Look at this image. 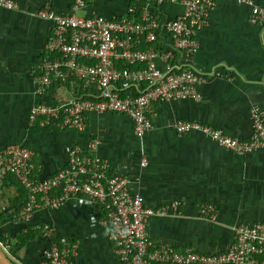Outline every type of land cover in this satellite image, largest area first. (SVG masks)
I'll return each instance as SVG.
<instances>
[{"label": "crops", "instance_id": "crops-1", "mask_svg": "<svg viewBox=\"0 0 264 264\" xmlns=\"http://www.w3.org/2000/svg\"><path fill=\"white\" fill-rule=\"evenodd\" d=\"M14 1L17 10L0 9V150L12 144L31 149L40 179L65 166L66 149L73 145L97 156L109 173L127 178L129 191L144 206L167 208L165 216L150 217L145 230L150 239L174 249L223 251L233 227L264 220V148L237 155L198 132L178 134L173 128L175 121L189 120L231 138L250 135L251 110L264 112V32L248 23L249 4L213 0L205 26L195 35L193 62L203 77L198 100L151 104V126L136 138L129 120L112 112L86 115L79 130L27 128V111L37 101L30 71L38 75L41 59L53 57L44 50L51 24L35 13L44 4L67 11L70 0ZM249 1L264 8V0ZM131 3L92 0L81 15L122 14ZM180 9L164 4L157 16L172 18ZM75 86L69 78L53 81L43 99L57 104L76 96ZM25 195L12 178L0 183V238L7 240L13 264H39L41 250L60 239L74 248L71 264H118L94 202L69 196L57 208L35 210L20 222L15 215ZM171 203L175 211L168 209ZM203 205L213 208V222L198 215ZM43 226L50 231L43 232Z\"/></svg>", "mask_w": 264, "mask_h": 264}, {"label": "built area", "instance_id": "built-area-1", "mask_svg": "<svg viewBox=\"0 0 264 264\" xmlns=\"http://www.w3.org/2000/svg\"><path fill=\"white\" fill-rule=\"evenodd\" d=\"M92 0H70L67 11L57 12L44 4L35 15L50 22L38 75L30 71L34 84L33 103L26 116L27 128L54 127L79 130L88 114L112 112L125 116L132 134L141 138L150 128L151 104L199 98L201 73L193 56L195 35L206 24L213 0H131L122 14L104 16L94 12L76 15ZM247 21L264 32V8L252 5ZM164 4H177L180 12L159 18ZM0 9L17 10L14 0H0ZM80 82L82 94L57 104L43 99L53 81ZM175 132H198L217 147L237 155L264 148V112L251 110V133L247 139L231 138L221 130L195 121L177 120ZM95 143H91L92 150ZM65 166L40 179L34 153L17 144L0 150V183L9 177L25 191L15 219L26 222L35 210L54 209L69 196H84L99 205L98 222L114 229L108 239L118 264H264V220L239 223L223 251L174 249L148 237L145 226L152 216H165L167 208H150L129 191L126 177L109 173L107 164L78 146L66 149ZM145 161L142 159L140 165ZM175 203L168 206L175 211ZM198 215L211 222L213 208L200 207ZM43 232H49L42 227ZM124 232V235H120ZM47 234V233H46ZM0 250L10 259L9 245L0 238ZM71 244L60 239L41 250L39 264H71Z\"/></svg>", "mask_w": 264, "mask_h": 264}, {"label": "trees", "instance_id": "trees-1", "mask_svg": "<svg viewBox=\"0 0 264 264\" xmlns=\"http://www.w3.org/2000/svg\"><path fill=\"white\" fill-rule=\"evenodd\" d=\"M71 79H73V78H71ZM74 82H76V86H75V92H77V96H80L81 94H82V90H81V88H80V82H78V81H75L74 80ZM46 128H48V127H46ZM97 205V204H96ZM97 208H98V210L100 211V213H102V209H101V207L99 206V205H97ZM27 238H29V236L28 235H26V236H24V241H23V243L25 242V240H27ZM19 239V238H18ZM55 242H59L58 240H55ZM22 244V241L20 240V242H19V246Z\"/></svg>", "mask_w": 264, "mask_h": 264}, {"label": "water", "instance_id": "water-1", "mask_svg": "<svg viewBox=\"0 0 264 264\" xmlns=\"http://www.w3.org/2000/svg\"><path fill=\"white\" fill-rule=\"evenodd\" d=\"M0 264H13L11 260L0 250Z\"/></svg>", "mask_w": 264, "mask_h": 264}, {"label": "clouds", "instance_id": "clouds-1", "mask_svg": "<svg viewBox=\"0 0 264 264\" xmlns=\"http://www.w3.org/2000/svg\"><path fill=\"white\" fill-rule=\"evenodd\" d=\"M94 219V218H93ZM105 235H109V234H112L113 238H115V232H114V229L111 228V227H108L105 229ZM125 233L124 232H121L120 235H124Z\"/></svg>", "mask_w": 264, "mask_h": 264}, {"label": "rangeland", "instance_id": "rangeland-1", "mask_svg": "<svg viewBox=\"0 0 264 264\" xmlns=\"http://www.w3.org/2000/svg\"><path fill=\"white\" fill-rule=\"evenodd\" d=\"M76 15H81V12H77ZM59 241V240H58Z\"/></svg>", "mask_w": 264, "mask_h": 264}]
</instances>
